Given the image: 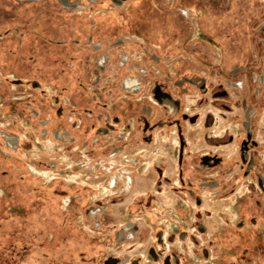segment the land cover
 I'll return each mask as SVG.
<instances>
[{"label": "flooded vegetation", "instance_id": "1", "mask_svg": "<svg viewBox=\"0 0 264 264\" xmlns=\"http://www.w3.org/2000/svg\"><path fill=\"white\" fill-rule=\"evenodd\" d=\"M133 1L0 0L4 63L9 68L17 58L26 69L24 77L5 82L20 90L13 98L35 120L39 140L52 143L56 153L70 148V173L99 174L112 193L94 196L83 215V231L93 230L107 250L113 245L101 264H223L207 241L202 193L228 190L233 196L237 185L246 193L232 206L240 215L231 226L235 248L226 264H264V0L239 2L246 20L240 35L217 25L232 12L231 0H153L167 31L157 49L142 35L106 34L105 6L113 14ZM236 36L243 42L237 59L215 61L209 45ZM213 110L233 130L198 139L201 124L206 131L218 125ZM20 135L0 132L13 152L22 148ZM198 142L207 148H193ZM229 146L233 154L226 158ZM143 175L156 192L164 186L186 205L182 225L152 228L148 247L136 245L142 238L135 221L106 224L109 202H125ZM227 229L218 227L210 239Z\"/></svg>", "mask_w": 264, "mask_h": 264}, {"label": "rangeland", "instance_id": "2", "mask_svg": "<svg viewBox=\"0 0 264 264\" xmlns=\"http://www.w3.org/2000/svg\"><path fill=\"white\" fill-rule=\"evenodd\" d=\"M171 1L173 0H166V3ZM230 2L234 4L231 6L232 12L221 22L218 21L217 25L223 24L225 29L233 28L240 35L246 25L244 15L240 12L241 0ZM104 10L112 12L107 5ZM113 12L107 14L108 36L142 35L144 42L155 45L156 49L166 43L165 19L156 10L155 1L134 0L123 10ZM209 27L204 25V30L210 29ZM208 31L206 32L209 33ZM235 39L236 41L219 39L212 46L209 45L215 61L227 64L229 60L231 62L232 56L234 60L237 59L243 49V42L237 36ZM190 61L188 59V65H193ZM67 66L64 63L59 70L60 79L64 77L62 71ZM25 74L26 69L17 58H12V65L8 68L4 63L3 47L0 44V132L9 129L19 135L22 133V148L16 152L7 149L0 138V264H101L113 245L107 250L104 240L93 230L90 233L83 231L84 225H87L83 215L85 208L93 203L94 196L112 193L104 189V179L99 174L70 173V148L63 147L56 153L51 150L54 146L52 143L39 140L34 132L35 120L28 116L23 102L13 98L14 93L20 90L12 89L5 82L8 76L22 78ZM208 110L210 108H204L203 115ZM213 112L218 116V125L206 131L201 124L198 139L205 132L220 136L227 129L233 130L227 119H222L219 111ZM15 120L18 124H14ZM21 122L27 124L26 132L21 128ZM200 147L207 148L204 142L193 143V148ZM224 154L226 158L232 156L233 146H229ZM74 156L78 157V154ZM48 161L59 163L58 169L51 170L46 164H42ZM225 183L223 188L228 189L230 183ZM236 188L233 196L228 190L219 195L218 192L202 193L204 204L200 210L209 230L207 241L215 243L217 256L224 258L221 260L223 264H226L227 254L232 253L235 248L229 245L235 237L231 226L240 214L235 213L232 206L236 197L246 193L245 185H237ZM109 210L107 225L120 226L127 220L135 221L141 226L139 236L142 238L136 241V245L141 247L144 244L148 247L153 242L156 229L164 227L175 230L177 225H182L180 221L185 219L186 205L164 186L161 193L156 192L143 175L136 176L129 198L125 202L110 201ZM242 211L244 210L240 212ZM179 214H182L183 219L177 216ZM243 215L246 219V214ZM225 225L230 230L219 234L217 239H210L216 233L215 229L224 228Z\"/></svg>", "mask_w": 264, "mask_h": 264}, {"label": "bare ground", "instance_id": "3", "mask_svg": "<svg viewBox=\"0 0 264 264\" xmlns=\"http://www.w3.org/2000/svg\"><path fill=\"white\" fill-rule=\"evenodd\" d=\"M246 241V240H245Z\"/></svg>", "mask_w": 264, "mask_h": 264}]
</instances>
